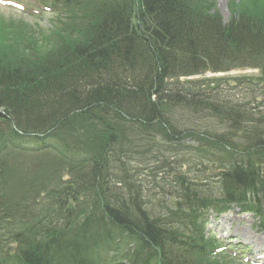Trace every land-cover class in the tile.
Listing matches in <instances>:
<instances>
[{
  "label": "trees",
  "instance_id": "16d2710c",
  "mask_svg": "<svg viewBox=\"0 0 264 264\" xmlns=\"http://www.w3.org/2000/svg\"><path fill=\"white\" fill-rule=\"evenodd\" d=\"M34 2L51 21L38 34L0 14V264H250L205 226L233 203L264 226V2L226 24L212 0ZM238 68L259 72L180 80ZM222 84L246 86L239 102H217ZM180 107L196 126L179 127ZM184 133L214 185L181 176L157 211L139 163L177 158Z\"/></svg>",
  "mask_w": 264,
  "mask_h": 264
},
{
  "label": "rangeland",
  "instance_id": "374dc122",
  "mask_svg": "<svg viewBox=\"0 0 264 264\" xmlns=\"http://www.w3.org/2000/svg\"><path fill=\"white\" fill-rule=\"evenodd\" d=\"M24 1V0H23ZM211 1V0H210ZM213 3H210L212 9L209 10L211 14H217L221 17L224 24L228 23L236 12H241L244 10L245 6H253L254 3L261 4L264 0H212ZM25 11V6L21 0H0V14L6 17H19L23 16L26 19L32 21L39 27H42L45 24H49L50 15L47 14L43 19H34L31 16H27L23 14ZM47 28V27H46ZM259 71L257 68H238L229 71L222 72H207L204 76H193L191 79H199L201 77H224V76H241V75H255ZM185 77H181L180 80H184ZM219 87L218 94H220V98L222 100H217V102L229 100V101H237L244 95V90H246L245 85H241L232 90L227 89L225 84ZM207 90L208 92L214 91ZM228 95V96H227ZM225 99V100H224ZM240 101H247L240 100ZM186 110L183 107H180L175 115H173L174 120H176L177 124L180 128L193 127L196 126V123H193L191 120L192 117L196 115V112L192 107L188 108L187 114L184 113ZM199 114V113H198ZM186 115L187 118L186 119ZM201 114L196 116V119H200ZM192 122H190V121ZM205 123V122H202ZM176 124V123H175ZM206 125L201 124L202 130L211 132L213 128L206 127ZM215 129V126H214ZM219 133L225 132V127L223 125H219L216 127ZM236 140L243 141L244 138L240 131L235 132ZM159 140L164 144H169L167 141L159 137ZM175 144L177 151H175L177 158L170 157L169 155L161 152H152L150 155H145L143 159H141L139 165L141 170V178L147 183L145 184L148 188L147 194L148 199L153 200L154 204L157 206V211H161L163 207L162 204L164 202L171 203L175 196L178 194L176 179L185 176L186 179H192L194 181L203 182L204 179L208 180L212 185H214V179L218 171V165L213 163L212 161L205 160L203 163H196L193 161L191 163H187V155H183V152L187 151L188 147L197 148L198 142L197 139H194L192 136L183 134L180 136L177 141L172 142ZM159 146V145H157ZM156 146V147H157ZM155 147V148H156ZM158 148V147H157ZM159 150L160 146H159ZM137 159V155L130 160V165H137V162L134 160ZM180 159H184L185 163H181ZM128 164V166H129ZM152 202L149 205L154 206ZM155 207V206H154ZM208 227L217 233V236L225 239L227 242H231L238 247V251H240L241 244L245 245L247 259L249 258V262L262 264L264 263V247L261 249H256L253 243H247L245 241H240L238 237L228 238L230 233L235 232L236 228H244L245 230H250L251 236L256 238L262 234H264V230H262L258 226V220L254 217L252 213L243 212L240 210V207L237 205H233V207L224 213L218 214L215 211H210L208 214ZM257 256H260V263L257 260ZM239 262V261H238Z\"/></svg>",
  "mask_w": 264,
  "mask_h": 264
},
{
  "label": "bare ground",
  "instance_id": "6f19581e",
  "mask_svg": "<svg viewBox=\"0 0 264 264\" xmlns=\"http://www.w3.org/2000/svg\"><path fill=\"white\" fill-rule=\"evenodd\" d=\"M234 234V235H233ZM237 236L239 237L240 240H242L241 236L246 237V239L254 244V247L256 249H261L264 247V235L258 237V238H253L252 236H249L245 231L240 230L239 228L235 229V232L231 234V236Z\"/></svg>",
  "mask_w": 264,
  "mask_h": 264
}]
</instances>
